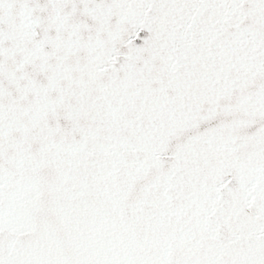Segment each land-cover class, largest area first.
Here are the masks:
<instances>
[{
    "label": "snow or ice",
    "instance_id": "6c2138e0",
    "mask_svg": "<svg viewBox=\"0 0 264 264\" xmlns=\"http://www.w3.org/2000/svg\"><path fill=\"white\" fill-rule=\"evenodd\" d=\"M0 264H264V0H0Z\"/></svg>",
    "mask_w": 264,
    "mask_h": 264
}]
</instances>
